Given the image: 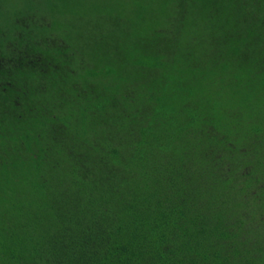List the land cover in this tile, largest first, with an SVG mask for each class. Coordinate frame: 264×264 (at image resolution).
<instances>
[{
    "label": "trees",
    "instance_id": "16d2710c",
    "mask_svg": "<svg viewBox=\"0 0 264 264\" xmlns=\"http://www.w3.org/2000/svg\"><path fill=\"white\" fill-rule=\"evenodd\" d=\"M22 1L0 264H264V0Z\"/></svg>",
    "mask_w": 264,
    "mask_h": 264
},
{
    "label": "rangeland",
    "instance_id": "374dc122",
    "mask_svg": "<svg viewBox=\"0 0 264 264\" xmlns=\"http://www.w3.org/2000/svg\"><path fill=\"white\" fill-rule=\"evenodd\" d=\"M23 2L22 0H0L2 5L0 8V24L4 22L8 14L18 5Z\"/></svg>",
    "mask_w": 264,
    "mask_h": 264
}]
</instances>
